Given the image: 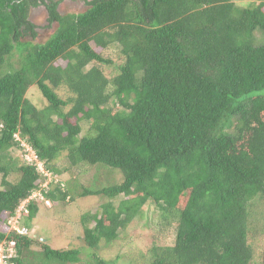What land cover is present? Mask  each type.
<instances>
[{"label":"trees","instance_id":"obj_1","mask_svg":"<svg viewBox=\"0 0 264 264\" xmlns=\"http://www.w3.org/2000/svg\"><path fill=\"white\" fill-rule=\"evenodd\" d=\"M60 1L0 0V264H129L100 252L149 202L161 238L163 226L175 237L160 245L155 236L138 252L143 264H254L264 230V0H93L65 15ZM39 4L57 24L42 44L24 40L35 37ZM109 47L119 63L102 54ZM26 145L36 160L18 166L10 152ZM80 167L120 182L87 188L73 174ZM63 172L73 176L45 185ZM34 193L54 206L104 199L80 216L83 248L29 237Z\"/></svg>","mask_w":264,"mask_h":264},{"label":"rangeland","instance_id":"obj_2","mask_svg":"<svg viewBox=\"0 0 264 264\" xmlns=\"http://www.w3.org/2000/svg\"><path fill=\"white\" fill-rule=\"evenodd\" d=\"M60 1V0H52ZM93 0H61L57 12L61 15L68 13H80L88 8L87 2ZM256 2V0H236V6H245L248 3ZM257 4V3H256ZM30 23L34 26L35 37H25L24 40L32 41L33 43L42 44L45 43L55 32L57 28L56 23L49 24L48 14L46 8L39 4L38 7L32 9L29 16ZM257 38H260L257 35ZM105 56H109L115 62L119 63V49L117 47H109L108 50L101 51ZM16 52L14 56L9 60L11 67H16ZM60 64L63 66L64 63L60 61ZM8 66V63H7ZM7 70H9L6 67ZM112 67L106 69L107 72L112 71ZM112 73V72H111ZM59 95L66 96L63 91L57 92ZM27 98L30 102L35 105L37 108H42L45 104L44 99L40 95L36 87H31L27 92ZM232 132V130H231ZM27 146V145H26ZM28 147V146H27ZM29 148V147H28ZM30 151L31 148H29ZM12 157H14L15 163L21 164L24 159L28 162L32 153L27 151H11ZM66 160L60 159V163L57 164L58 169H62L67 166ZM24 163V162H23ZM30 163V162H28ZM43 169V167H42ZM41 170V169H40ZM78 179L83 183L85 187H102L110 185L112 183L120 182V175L118 173L110 172V170H104L103 168H91V167H80L73 172L74 175H77ZM63 175L56 177L50 176V179L45 183L51 184V181L54 185L58 183H65L73 175L68 172H63ZM19 178L17 173H11L8 181L15 182ZM1 180V175H0ZM51 180V181H50ZM50 181V182H49ZM49 184V185H50ZM49 187V186H48ZM1 189V185H0ZM80 192V190H76ZM40 196H33L31 199H35L37 211L35 218L29 223L31 231L28 234L29 237L33 239H41L42 242H47L54 249H81L84 246L83 241V226L80 223V216L85 212L94 211L98 209L99 204L102 202V199L99 197H86V198H77L74 202L71 203H58L57 206L52 203H46L45 199L41 194ZM42 196V197H41ZM120 197L114 200V205L118 203ZM22 209L18 211V216L14 219H9L8 223L10 228L17 230L19 228V217L22 215ZM143 215L134 220L133 223L128 227L124 233H120L119 239L115 241L110 247L101 250V255L105 256L107 259H115L117 254L124 255L127 263L129 264H143L142 260L138 258V252L147 251L153 243V238L156 236L158 238V243L160 245H172L175 237L173 227H164V238H161L160 233V222L162 219L158 216L155 207L150 202L145 205L142 209ZM257 213V208L255 209ZM91 227V224L88 225ZM264 229V228H262ZM22 231V230H21ZM24 233V230L22 231ZM264 251V230L262 233L257 234L256 246H255V256L254 264H258L260 261V253ZM83 258V257H82Z\"/></svg>","mask_w":264,"mask_h":264},{"label":"built area","instance_id":"obj_3","mask_svg":"<svg viewBox=\"0 0 264 264\" xmlns=\"http://www.w3.org/2000/svg\"><path fill=\"white\" fill-rule=\"evenodd\" d=\"M25 148H26L25 151H27V152H31V153H32L31 157H33L32 159H29L28 162L31 163V162L35 161L36 158H35V155H34L33 151H30V149H29L28 147H25ZM37 166H38V170L41 169L40 171H43V169H42V165H41L40 163L37 162ZM48 176H49V175H48ZM35 194H37V196H40L39 193H34V194L32 195V197L35 196ZM41 197H42V196H41Z\"/></svg>","mask_w":264,"mask_h":264},{"label":"clouds","instance_id":"obj_4","mask_svg":"<svg viewBox=\"0 0 264 264\" xmlns=\"http://www.w3.org/2000/svg\"><path fill=\"white\" fill-rule=\"evenodd\" d=\"M46 201V200H45ZM49 201H46V203H48Z\"/></svg>","mask_w":264,"mask_h":264}]
</instances>
